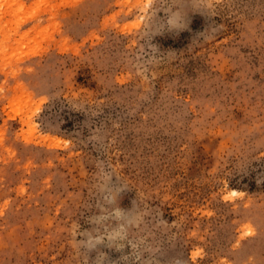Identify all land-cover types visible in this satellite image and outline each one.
<instances>
[{
	"label": "rangeland",
	"instance_id": "rangeland-1",
	"mask_svg": "<svg viewBox=\"0 0 264 264\" xmlns=\"http://www.w3.org/2000/svg\"><path fill=\"white\" fill-rule=\"evenodd\" d=\"M0 264H264V0H0Z\"/></svg>",
	"mask_w": 264,
	"mask_h": 264
}]
</instances>
